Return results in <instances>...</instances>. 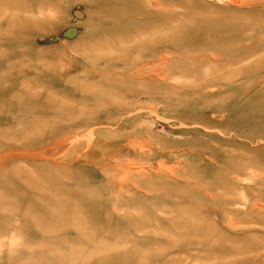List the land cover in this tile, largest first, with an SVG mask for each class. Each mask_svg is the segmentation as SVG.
I'll return each mask as SVG.
<instances>
[{"label": "rangeland", "instance_id": "obj_1", "mask_svg": "<svg viewBox=\"0 0 264 264\" xmlns=\"http://www.w3.org/2000/svg\"><path fill=\"white\" fill-rule=\"evenodd\" d=\"M0 249L264 264V0H0Z\"/></svg>", "mask_w": 264, "mask_h": 264}, {"label": "clouds", "instance_id": "obj_2", "mask_svg": "<svg viewBox=\"0 0 264 264\" xmlns=\"http://www.w3.org/2000/svg\"><path fill=\"white\" fill-rule=\"evenodd\" d=\"M21 244H22V237L13 234L12 239H11V246L12 247H18ZM0 250H2V249H0Z\"/></svg>", "mask_w": 264, "mask_h": 264}, {"label": "bare ground", "instance_id": "obj_3", "mask_svg": "<svg viewBox=\"0 0 264 264\" xmlns=\"http://www.w3.org/2000/svg\"><path fill=\"white\" fill-rule=\"evenodd\" d=\"M253 125V124H252ZM256 129V128H255ZM246 131V130H245ZM244 132V131H243ZM254 132V131H253ZM250 134V133H249ZM254 136V135H253ZM247 137H249L250 138V136H247Z\"/></svg>", "mask_w": 264, "mask_h": 264}]
</instances>
